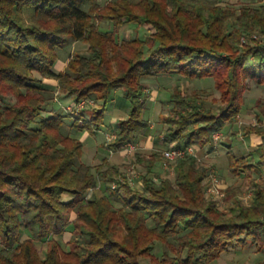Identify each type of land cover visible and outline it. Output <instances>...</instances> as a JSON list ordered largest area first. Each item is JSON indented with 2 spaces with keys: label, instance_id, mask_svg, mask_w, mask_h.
I'll return each mask as SVG.
<instances>
[{
  "label": "trees",
  "instance_id": "trees-1",
  "mask_svg": "<svg viewBox=\"0 0 264 264\" xmlns=\"http://www.w3.org/2000/svg\"><path fill=\"white\" fill-rule=\"evenodd\" d=\"M100 22L111 29L99 30ZM125 23L151 33L119 39ZM256 30L262 38L253 40ZM243 35L249 40L240 43ZM74 41L88 54L74 53L55 72L58 50ZM163 73L212 78L219 108L206 106L201 90L175 86L167 90L170 114L159 115L164 140L177 149L212 146L240 114L247 80L264 85V0L239 8L220 0H0V264H208L234 245L264 250V182L253 177L264 162V101L256 100L255 123L242 129L261 138L257 160L226 145L230 173L248 180L252 196L225 212L204 196L211 165L193 154L170 163L173 181L144 176L141 188H132L106 158L93 172L80 161L81 140L63 132L71 119L72 128L95 135L119 90L130 109L106 146L117 151L135 141L149 127L142 80ZM42 79L56 80L58 93L75 105H100L86 115L48 108ZM163 158L161 151L136 155L147 172ZM225 192L230 198L239 190ZM66 232L68 250L54 238ZM38 242L45 243L43 257ZM155 244L159 256L151 253Z\"/></svg>",
  "mask_w": 264,
  "mask_h": 264
},
{
  "label": "rangeland",
  "instance_id": "rangeland-1",
  "mask_svg": "<svg viewBox=\"0 0 264 264\" xmlns=\"http://www.w3.org/2000/svg\"><path fill=\"white\" fill-rule=\"evenodd\" d=\"M107 1L108 0H96V2L101 6L104 5ZM220 1L222 4H234L236 8H239L242 4L246 6L257 7L262 2V0ZM87 7L88 5L86 4L83 6L84 9H86ZM111 26L112 25L110 22L98 23L99 30L101 31H106L107 29L110 30ZM150 33L151 29H149L147 26L137 27L136 25L125 23L118 30V38L129 39L130 37L137 35L141 39H144L149 36ZM249 37L253 40H258L262 38V35L256 30V32L251 33ZM249 37L243 35L241 38H244V40L243 42L240 41V43H244L245 41L249 40ZM72 43L58 50V59H62V62L66 61V59H69V56L73 55L74 53L86 55V53H84V51L86 52L87 48L85 43L80 42L85 46L84 50L74 47ZM58 59L57 61H59ZM56 68L57 67L54 64L53 70L55 71ZM34 75L37 78H40L38 74L34 73ZM142 84L146 97V110H144L142 116L143 118L149 120V127L143 131L147 132L150 138V144L147 147L143 146V144H139V142H136L135 140L129 144L131 146L125 145L117 151L108 149L106 143L112 140L113 131H111L112 129L108 130L107 128H102L95 135L87 136V139L86 137L82 140L80 139L82 142V152L80 156L81 162L91 166L92 171L94 172L93 167L100 164L103 158H107L110 164H114L119 167L121 173L126 177L131 187L138 189L142 186V178L144 176L166 177L171 181H173L174 179V173L172 171V168H170V163L174 162L175 160L168 161L167 159L163 158L162 160L157 161L154 164L150 172H147L146 163L138 162L135 155L142 154L144 156H148L150 153H153L155 151L163 152L164 150H167L169 148L177 149L174 143L166 142L164 140L163 130L165 126L159 122V115H167L171 112L172 104L169 101V94L167 90L175 86L183 89L185 92H190L192 90H201V95L203 96L206 106H216L217 108L220 107L219 102L214 103V100H218L219 93L213 87L212 78L195 79L192 81H188L178 74L163 73L155 78L142 80ZM43 91L47 96L48 108L52 107L53 110L60 113H73L66 109L67 107L72 108V106L75 105L69 98L62 97V95L57 93L58 90L56 93L54 90H52L51 94H49L44 89V85ZM243 99V114L250 117H242L238 115L235 120L228 122L221 132L215 134L213 144L217 145L216 147L218 148L217 150L219 156L216 158L218 166L216 167V165L211 163L212 167L209 171H207L204 179V196L208 199H211L215 203L217 208L224 212L227 211L229 207L233 206L237 201H241L245 205L250 204L251 201L252 191L249 189L248 180L243 178L242 176L233 175L232 173H230L227 167L228 161L226 157L225 145L230 144L235 150L240 148L243 143L245 145L248 143L247 139H245V137L241 135V131L245 125L255 123V117L253 116L252 111L254 110V113L256 112V109L254 107L256 100L264 101V85H258L254 82V80L248 79L247 89L244 92ZM13 100L14 97L10 96L7 102L12 103ZM86 100H92L93 103H87ZM82 101L83 100L79 102ZM83 102V106L79 111H85L86 108L89 109L91 107H98L100 105V102L93 99H84ZM129 109V101L122 96L119 90H115L112 94V99L107 103L102 122L105 125H110L111 128H114L115 121L118 118H125ZM42 114L45 115L46 112H42ZM84 114L86 115V111ZM111 121H113V127L110 123ZM71 122V119L70 121L65 120L62 128L64 133L68 134L71 131ZM230 136L231 139L228 138ZM129 147L133 148L131 149ZM195 149V147H190L188 152L194 155L196 154ZM206 153L207 152H204L202 154L204 157V161H199L207 163L211 162L205 158ZM252 153H254V160H257L258 151L256 150V148L252 151ZM253 177L264 182V165L259 167L258 172L254 173ZM211 178H216L218 183L212 186ZM96 184L99 188L104 190V185L98 178L96 179ZM227 187L238 189L239 193L228 198L225 192ZM213 188H215L218 192H216V190L210 191V189ZM89 195L90 190H88L84 196L85 198H87L89 197ZM67 198L70 197L68 195L63 196V200ZM108 198L115 207L121 206L122 203L119 200H116L110 196H108ZM73 217L74 213H71V218ZM149 225H152V223L149 222ZM27 236L28 234L25 233L23 237L25 238ZM69 237L70 233L66 232L62 236L54 238L59 240L64 250H68L67 241ZM36 246L40 256L43 257L46 247L45 243L38 242ZM161 251L162 248L159 247L158 244H155L152 247L151 253L155 256H159L161 254ZM263 257L264 250L258 251L253 245H247L245 247L234 245L226 252L221 253L217 259L210 261L208 264H256ZM141 262L148 263V259H142Z\"/></svg>",
  "mask_w": 264,
  "mask_h": 264
},
{
  "label": "crops",
  "instance_id": "crops-1",
  "mask_svg": "<svg viewBox=\"0 0 264 264\" xmlns=\"http://www.w3.org/2000/svg\"><path fill=\"white\" fill-rule=\"evenodd\" d=\"M107 30H109V29H107ZM72 45L74 46V47H77V48H81V49H83L84 50V48H85V46L83 45V44H81L79 41H74L73 43H72ZM86 47H87V45H86ZM74 53V52H73ZM84 53H86V55L88 54L87 53V51L85 52L84 51ZM59 61H57V62H55V66L57 67L56 68V70H55V72H59V71H62L63 69H64V67L66 66V62H67V60L68 59H66V61H64V62H62V59L60 60V59H58ZM43 85H44V89L46 90V92H48L49 94H51V92H52V90H54L55 91V93L57 92V81L56 80H53V79H44L43 81ZM58 93V92H57ZM112 99V96H111V98H110V100ZM109 100V101H110ZM52 108V107H51ZM86 110H87V108H86ZM87 112V111H86ZM244 112H243V110L241 109V112H240V116H242V117H250V116H248V115H244L243 114ZM252 114H253V116L255 117V119H256V112L254 113V110L252 111ZM113 118V117H112ZM66 120H69V119H66ZM120 120V118H118L116 121H115V126H114V128H111V126L109 125H105L103 122H102V125L100 126V129L98 130V131H100L102 128H104V129H112L111 131H113L112 132V138H114V133H115V129H116V127H117V123H118V121ZM70 121V120H69ZM113 121H111L110 123H111V125H112V127H113V123H112ZM254 124V123H253ZM247 125H249V124H247ZM246 126V125H245ZM71 131L68 133V134H70V135H72V136H75V137H78L79 139H83V138H85L86 137V139H87V136H90V135H88V133H87V131H82V132H80V131H77V130H75L74 128H71L70 129ZM97 131V132H98ZM96 132V133H97ZM95 133V134H96ZM77 135V136H76ZM241 135H242V131H241ZM245 137V139H247V141H248V143L245 145L244 143L242 144V146H240V148H238L237 150L240 152V153H243V154H248V153H250V152H252L260 143H261V138H260V136H258V135H256V134H254V133H251V134H249V135H247V136H244ZM229 139H231V136L230 137H228ZM149 136H148V134H147V132H143L141 135H139L137 138H136V142H139V144H143V146H145V147H147L149 144H150V141H149ZM243 139V138H242ZM226 145H229V144H226ZM225 145V146H226ZM217 145H212V146H205V147H202V148H200V147H196V154H194V156H196L197 157V159L198 160H202V161H204L203 159H204V157H203V153L204 152H207L206 153V159H208L209 161H211V162H209L210 163V165H211V163H213L214 165H216V167L218 166L217 165V161H216V158L219 156V153H218V148L216 147ZM144 147V148H145ZM210 150V151H209ZM242 151V152H241ZM141 153V152H140ZM151 154V153H150ZM149 154V155H150ZM135 155H142V154H135ZM148 155V156H149ZM144 156V155H143ZM148 156H145V157H148ZM107 159V158H106ZM107 161L109 162V160L107 159ZM207 163V162H206ZM208 163V164H209ZM86 164V163H85ZM264 165V162L260 165V166H263ZM212 167V166H211ZM227 167H228V164H227ZM69 198H67V199H65V200H68Z\"/></svg>",
  "mask_w": 264,
  "mask_h": 264
},
{
  "label": "built area",
  "instance_id": "built-area-1",
  "mask_svg": "<svg viewBox=\"0 0 264 264\" xmlns=\"http://www.w3.org/2000/svg\"><path fill=\"white\" fill-rule=\"evenodd\" d=\"M243 40H244V38H241V42H243ZM84 101V100H83ZM79 102L78 104H76V105H74V106H72V108H70V107H67L66 109L67 110H69V111H71V112H77V111H79L80 110V108H82V106H83V103L84 102ZM86 102L87 103H93V101L92 100H86ZM113 137V136H112ZM213 138H215V135H214V137ZM113 139V138H112ZM130 144V143H129ZM129 144H127V145H129ZM129 146H131V145H129ZM129 148H133V147H129ZM188 148V149H187ZM185 150H181V149H172V148H169V149H167V150H164L163 152H162V154H163V157L165 158V159H167L168 161H174V160H176L177 158H180V157H183V156H185V155H187V154H191V153H189L188 152V150H189V148L190 147H187ZM211 181H212V186L213 185H216L217 183H218V181H217V179L216 178H211ZM216 189L215 188H213V189H210V191H215ZM216 192H218L217 190H216ZM215 193V192H214Z\"/></svg>",
  "mask_w": 264,
  "mask_h": 264
}]
</instances>
